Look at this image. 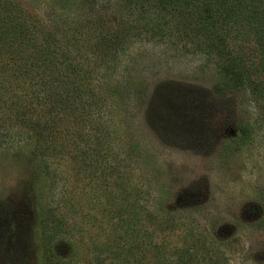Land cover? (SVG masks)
Returning a JSON list of instances; mask_svg holds the SVG:
<instances>
[{"label": "rangeland", "instance_id": "rangeland-1", "mask_svg": "<svg viewBox=\"0 0 264 264\" xmlns=\"http://www.w3.org/2000/svg\"><path fill=\"white\" fill-rule=\"evenodd\" d=\"M0 3L36 14L26 54L0 48V264H264V102L213 91L184 5L146 28L100 0L67 44L84 2Z\"/></svg>", "mask_w": 264, "mask_h": 264}, {"label": "trees", "instance_id": "trees-1", "mask_svg": "<svg viewBox=\"0 0 264 264\" xmlns=\"http://www.w3.org/2000/svg\"><path fill=\"white\" fill-rule=\"evenodd\" d=\"M74 1L84 2L83 7L87 6L85 9L87 11L83 12L82 19L71 23L70 38H65V41L67 40V44L70 43V40L74 44L89 43L92 25H103L105 14L108 13L98 11L99 9L92 13V9H95L96 5H100V0ZM104 4L106 5V3ZM178 4L184 5V11L188 15L187 21L189 22L190 19V31L197 37H202L201 41L206 44L207 48H212L220 58L219 72H217L213 91L221 97L229 93L246 92L252 102H264V0H123L122 6L123 13L125 10L127 15L135 14L140 23L144 21L147 28L148 22L143 17L157 14L156 17L166 18L170 16L166 7L175 8ZM7 5V3H0V48H4V52L9 50L13 54H26V50L36 43L35 36L29 34L30 24L33 23H29L27 20L29 18L36 19V14L29 13L16 4L14 5L17 7V11L6 7ZM3 10L6 12L5 14H3ZM118 16L120 23H123L124 14L118 13ZM24 17L27 18L26 21ZM84 19H86L87 25ZM184 24H187L186 21ZM139 27L146 30L142 25ZM154 28L151 27V30ZM160 29L163 31V25ZM6 34L10 39L2 40L3 37L6 38ZM207 51L209 50L207 49ZM38 54L48 58L50 53L46 54L39 49ZM24 58L26 62L29 60L28 63L33 64L32 59H29L28 56ZM74 68L68 70L71 72L66 75L67 78L74 73ZM77 70L81 71V68L78 67ZM78 77L79 73H76L74 79L70 77L72 81L70 85L73 86V88L71 87L72 91H78L80 99V94L85 89H82L78 82V84L76 83ZM89 93V97L94 96V92L89 90ZM25 96H28V93ZM52 107L56 109V106ZM52 107H50V111L53 113L55 109ZM75 114V107L68 110L69 117ZM25 115L32 116L33 114L25 113ZM73 119L75 120V118Z\"/></svg>", "mask_w": 264, "mask_h": 264}]
</instances>
